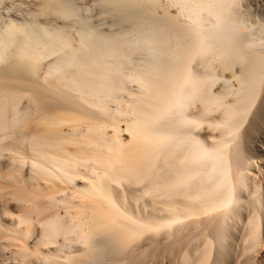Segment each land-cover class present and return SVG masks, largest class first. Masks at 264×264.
<instances>
[{
  "label": "bare ground",
  "instance_id": "bare-ground-1",
  "mask_svg": "<svg viewBox=\"0 0 264 264\" xmlns=\"http://www.w3.org/2000/svg\"><path fill=\"white\" fill-rule=\"evenodd\" d=\"M76 1L0 11V264H264V19Z\"/></svg>",
  "mask_w": 264,
  "mask_h": 264
},
{
  "label": "rangeland",
  "instance_id": "rangeland-1",
  "mask_svg": "<svg viewBox=\"0 0 264 264\" xmlns=\"http://www.w3.org/2000/svg\"><path fill=\"white\" fill-rule=\"evenodd\" d=\"M3 2H2V6H3V8L0 10L1 12H5L6 11V9H5V7L7 8H9V7H11L12 9H11V11L13 12V13H15V14H17V15H19V14H21V13H25L24 12V8L25 7H33V6H35V4H36V2H37V0H2ZM76 1V0H75ZM88 3H87V2ZM91 0H77L76 1V4H77V2L79 3V6L81 5V6H87L88 5V7L89 6H92L91 4V2H90ZM243 3L248 7V9L253 13V16L254 17H258V14H260L261 15V17H260V15H259V17L260 18H263L264 19V10H263V7H264V0H243ZM260 3V4H259ZM78 5V4H77ZM85 6V7H86ZM93 8V9H92ZM258 8V9H257ZM5 9V10H4ZM90 12H92L91 14H92V17H93V19H94V21H100V23H105V22H109L110 21V19L109 18H107V19H104L102 22H101V19L99 18V16H97L96 14H97V8L96 7H94V6H92V7H90ZM157 12L158 13H160V10L158 9L157 10ZM169 12L170 13H173L174 12V9H172V8H170V10H169ZM263 13V14H262ZM94 15V16H93ZM97 17V18H96ZM92 19V20H93ZM98 21V22H99ZM101 24V28H105L106 27V25L107 24H103L102 25ZM256 142H258V141H256ZM262 253H264V252H262ZM260 255V254H259Z\"/></svg>",
  "mask_w": 264,
  "mask_h": 264
}]
</instances>
